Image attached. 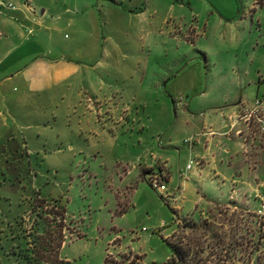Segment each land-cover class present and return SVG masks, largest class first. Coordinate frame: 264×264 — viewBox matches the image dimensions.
<instances>
[{"label": "rangeland", "instance_id": "374dc122", "mask_svg": "<svg viewBox=\"0 0 264 264\" xmlns=\"http://www.w3.org/2000/svg\"><path fill=\"white\" fill-rule=\"evenodd\" d=\"M0 2V264L41 202L64 209L69 264H165L167 241L264 264V104L241 108L239 138L224 117L232 93L264 102V0Z\"/></svg>", "mask_w": 264, "mask_h": 264}, {"label": "trees", "instance_id": "16d2710c", "mask_svg": "<svg viewBox=\"0 0 264 264\" xmlns=\"http://www.w3.org/2000/svg\"><path fill=\"white\" fill-rule=\"evenodd\" d=\"M40 203V202H39ZM41 202L39 214V222L33 232L28 233L30 239L29 246L20 255L18 264H69L68 261L61 257V249L64 244L62 236V228L60 222L66 220L63 208L56 205ZM50 208V209H48ZM53 208V210L51 209ZM50 218V219H49ZM171 250V256L165 264H207V260L200 258H191L188 249L167 241ZM130 264L140 262L139 256L124 257ZM103 264H112V261L107 257Z\"/></svg>", "mask_w": 264, "mask_h": 264}, {"label": "crops", "instance_id": "0c3cea01", "mask_svg": "<svg viewBox=\"0 0 264 264\" xmlns=\"http://www.w3.org/2000/svg\"><path fill=\"white\" fill-rule=\"evenodd\" d=\"M255 8V9H254ZM253 8V13H256V7H254ZM8 10V9H7ZM29 12V11H28ZM253 17V16H252ZM29 18H31V17H29ZM252 20V19H251ZM240 21H244L243 19H240ZM238 22V21H237ZM35 23H37V21H36V19H35ZM260 23H261V21H260ZM252 24H254L253 23V20H252ZM264 27V25L263 24H260V29H262ZM253 30V29H252ZM32 32H34V30L32 29L31 30ZM252 33V32H251ZM34 34V33H33ZM261 37V36H260ZM262 40V37H261V39H260V41ZM258 42V45H259V43H261V42ZM232 46H234V45H232ZM256 73H257V75H258V77H260V79H263L264 80V67L263 66H258L257 67V71H256ZM249 74H251V73H245V76H247V75H249ZM244 78H246V77H244ZM242 83V82H241ZM241 85H243V83L241 84ZM40 94H42V93H40ZM248 93H246V92H241V93H232L230 96H232L233 98H231V104L226 108V109H224V112H225V114H224V117L227 119V121L230 123V130H229V132L227 133V135L228 136H231L232 137V132L231 131H233V130H236L237 128H238V130H237V132H236V137H238V135H239V132H241L240 131V129H239V126H240V115H241V108L244 110L245 108H252L251 106H250V104H249V101L247 100L248 99ZM257 100H258V98H257ZM263 102V101H262ZM263 104H264V102H263ZM184 106V105H183ZM182 106V107H183ZM262 107H263V105H262ZM184 109V108H183ZM186 109H188V107H186ZM0 127H2L3 128V133L2 134H4V133H6V135L9 133L8 132V130H9V119H8V117L6 116V114H5V112H4V110L0 107ZM207 137V136H206ZM239 138V137H238ZM199 140H200V138H198ZM208 142H211V139H209V141ZM207 142V143H208ZM201 143V140L199 141V142H197L196 141V143H194L192 146H190L189 148L190 149H192V147L194 146V147H196V146H198V144H200ZM187 144V143H186ZM154 161V158L153 159H150V160H147V162L145 163V164H140V165H144V166H153V162ZM190 161H193V160H190ZM144 163V162H143ZM166 163H167V161H166ZM139 165V166H140ZM194 166V165H193ZM133 168H134V170L136 171L137 170V167L136 166H133ZM192 169H193V167H192ZM191 169V170H192ZM190 170V171H191ZM181 171H184V170H181ZM190 171L188 172V173H190ZM154 172H156V171H154ZM164 171L163 170H161L160 172H159V175L161 176V177H164L163 179H164V181H165V183H167V184H171V176L169 175V180L167 181L166 180V175H164V173H163ZM129 173H131V171H129L128 172V174Z\"/></svg>", "mask_w": 264, "mask_h": 264}, {"label": "built area", "instance_id": "2783aa9c", "mask_svg": "<svg viewBox=\"0 0 264 264\" xmlns=\"http://www.w3.org/2000/svg\"><path fill=\"white\" fill-rule=\"evenodd\" d=\"M0 9H8V10H14V6L12 4H5V3H1L0 2ZM263 105V102L260 101V100H257L256 103L254 104V106L252 108H245L243 110V112H245V116L246 117H250L252 116L253 114H255L256 112H258L260 110V108L262 107ZM260 122H263L262 120H259ZM262 130L264 132V124H263V127H262ZM197 142H199L197 140ZM186 143L190 144L191 146L196 143V141H194V139H191L189 141H186ZM194 165V162L193 161H190L185 169V172L184 174L187 175L188 172L192 169ZM150 185L152 188H154L155 190H157L159 193L161 194H164L168 191V188L165 184H163L160 180L159 177L155 176L153 178H151L150 180ZM263 211H264V205L262 206V209L259 211L260 214H263Z\"/></svg>", "mask_w": 264, "mask_h": 264}]
</instances>
